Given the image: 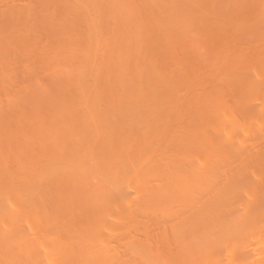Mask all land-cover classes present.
<instances>
[{
    "label": "bare ground",
    "instance_id": "bare-ground-1",
    "mask_svg": "<svg viewBox=\"0 0 264 264\" xmlns=\"http://www.w3.org/2000/svg\"><path fill=\"white\" fill-rule=\"evenodd\" d=\"M0 264H264V0H0Z\"/></svg>",
    "mask_w": 264,
    "mask_h": 264
}]
</instances>
